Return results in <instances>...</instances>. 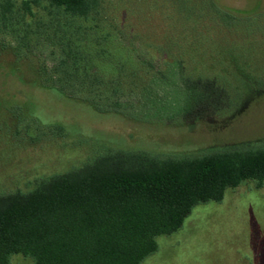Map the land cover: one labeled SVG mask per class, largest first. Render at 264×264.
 Returning a JSON list of instances; mask_svg holds the SVG:
<instances>
[{"label": "rangeland", "instance_id": "obj_1", "mask_svg": "<svg viewBox=\"0 0 264 264\" xmlns=\"http://www.w3.org/2000/svg\"><path fill=\"white\" fill-rule=\"evenodd\" d=\"M95 18L108 48L133 56L116 52L124 68L101 76L131 109L101 115L34 87L37 67L53 65L45 48L21 61L0 48V73L17 68L24 79L0 74V194L27 192L107 150L202 157L264 146V0H101ZM143 61L157 70L144 75ZM158 245L143 264H264V184L196 207Z\"/></svg>", "mask_w": 264, "mask_h": 264}, {"label": "trees", "instance_id": "obj_2", "mask_svg": "<svg viewBox=\"0 0 264 264\" xmlns=\"http://www.w3.org/2000/svg\"><path fill=\"white\" fill-rule=\"evenodd\" d=\"M100 8L101 0H0V48L13 50L16 61L45 48L53 65L37 67L41 81L34 87L101 115L119 114L131 107L101 76L124 68L118 53L133 56L127 47L108 48L109 38L95 31ZM142 63L144 75L157 70ZM3 70L1 76L24 82L17 68ZM54 128L66 132L61 124ZM249 181L264 184V146L202 157L107 150L27 192L0 194V264L15 256L31 264H143L158 252V239L180 231L196 207L220 203Z\"/></svg>", "mask_w": 264, "mask_h": 264}]
</instances>
